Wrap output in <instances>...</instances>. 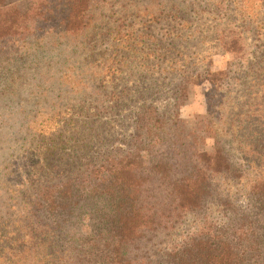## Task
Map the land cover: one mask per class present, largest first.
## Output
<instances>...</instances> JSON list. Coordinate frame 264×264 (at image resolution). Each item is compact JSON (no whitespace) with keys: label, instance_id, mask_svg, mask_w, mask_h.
<instances>
[{"label":"trees","instance_id":"trees-1","mask_svg":"<svg viewBox=\"0 0 264 264\" xmlns=\"http://www.w3.org/2000/svg\"><path fill=\"white\" fill-rule=\"evenodd\" d=\"M257 1L264 4V0ZM48 14L49 10L38 0H0V44L19 41L25 45L24 51L29 53L33 49L38 54L43 47L37 44L43 43L46 36H38L42 31L39 27L47 22ZM170 15L169 20L177 19L175 14ZM76 16L79 18L80 14ZM81 18L80 28L75 31L87 27V21ZM71 20L64 21L65 28L70 27ZM246 20L245 17L233 24L242 31L262 25ZM235 32L229 30L227 34L231 35L221 39L224 51L236 56L244 46ZM144 49L130 46L113 51L105 61L112 60L116 66L108 68L103 62L104 73L120 76L122 69H127L132 74L135 67L148 71L149 60L156 58L158 52ZM133 63L136 66L131 68ZM204 73L214 93L224 88L230 94L227 86L232 85L227 71ZM192 77V83L202 79L200 75ZM11 82L9 79L0 92V109L1 96L11 90ZM80 82L89 91H81L80 98L107 99V106H101L97 116L103 113L119 117L124 103L116 90H111L112 96L108 97L105 86L93 90L86 81ZM186 89L185 85H178L172 104L164 109L142 101L130 115L129 132L120 138L102 127L107 123L98 119L89 122L85 114L88 122L80 124V146L75 149L70 143L74 138L58 133L61 129L63 133L70 132L65 120H48L33 130L32 124L26 118H16V113L9 118L0 114V143L7 141L10 133L19 132L23 124H27L25 131H30L22 141V147H27L28 163L17 167L11 154L0 174V202L5 207V212L0 209V263L264 264V109L243 115L244 109L236 105L227 108L225 116L222 109L208 107L206 117L199 122L214 139V148L200 152L196 134L178 115L180 98ZM81 101V109L87 112L86 102ZM241 117L249 119L242 144L237 140ZM19 120L22 124L18 128ZM119 121L118 127L122 123ZM234 150L241 154L238 159L243 165L234 158ZM244 172L251 178L246 184V204L240 206L230 198L228 187L229 183L240 181ZM17 211L23 215L10 221L9 217ZM186 216L198 221L197 230L177 244L169 242L168 251L160 255L161 263L156 262L153 239L173 230ZM24 217L33 224L25 223ZM34 225L63 237L67 252L58 261L60 253L54 252L52 244L36 237L35 232L39 231H35ZM27 258L29 262L23 261Z\"/></svg>","mask_w":264,"mask_h":264},{"label":"rangeland","instance_id":"rangeland-1","mask_svg":"<svg viewBox=\"0 0 264 264\" xmlns=\"http://www.w3.org/2000/svg\"><path fill=\"white\" fill-rule=\"evenodd\" d=\"M38 1L49 10L48 20L39 27L42 31L38 32L41 38L46 35L44 42L37 44L43 49L35 54L31 51L33 49L29 53L24 51L25 45L19 41L0 44V92L9 83V79L13 84L11 90L1 96L3 108L0 114L3 116L9 118L16 113V118H26L33 130L41 128L48 120H65V123L69 122L70 132L63 133L61 129L58 133L61 132L64 138H74L70 143L75 149L80 146V124L87 121L86 115L89 122L98 119L107 123L102 127L120 138L129 132L130 115L142 101L164 109L172 104L174 89L183 84L187 89L180 98L179 118L196 134L197 149L200 152H211L214 139L205 133L202 122H199L206 117L208 107L222 109L225 116L227 108L236 105L244 109L243 115L245 112L252 114L264 109V4L257 0H79L75 3L52 0V4L51 0ZM241 13L247 18L246 21L262 25L245 31L238 30L233 23L243 18L245 20ZM77 14H80L79 18ZM170 14H175L177 19L169 20ZM81 16L87 21L86 31H75L80 28ZM69 19H72L70 27L65 28L64 21ZM229 30L236 31L235 34L242 38L244 49L240 47V53L236 56L224 51L222 45L221 37L230 36L227 34ZM84 44L88 47H84ZM130 46L144 49V52H158L156 58L149 60V70L143 68L139 71V67L133 63L130 65L131 68L135 67L132 74L122 69L124 73L120 76H106L102 63L105 62L108 68L116 66L112 60L105 61L106 58L113 51ZM43 50L45 54H41ZM102 54L105 55L100 59ZM20 56L23 60L16 58ZM224 70L230 77L228 82L232 86H227L231 90L230 94H226L224 88L214 93L206 77H203L207 76L204 72L212 74ZM196 75L202 76V79L192 83V76ZM80 79L86 81L93 90L105 86L104 93L108 97L112 96L109 95L111 90H116L120 101L124 103L119 117L103 113L97 116L99 108L107 106V99L103 96L80 98L81 91L89 93ZM70 90L73 93H69ZM81 100L86 102L87 112L81 109L84 106ZM120 119L122 123L118 127ZM20 120L18 128L22 124ZM248 120L241 117L239 121L242 126L237 140L241 144L245 140L243 135L246 136V130H249V127H245ZM222 121H225L224 117ZM22 126L19 132L9 134L11 139L8 137L7 141L0 143V162H6L0 163V174L6 169L11 154L12 161L19 168L29 161L27 147H22V141L30 131H25L27 124ZM220 127L225 129L223 124ZM102 132H105L104 129ZM1 135L4 138L5 131ZM226 141H229L228 138ZM234 153V158L240 166L243 165L238 159L241 154L238 155L235 150ZM7 172H11V167ZM249 177L244 172L240 181L229 183L228 194L237 205L246 204L245 192ZM13 181L14 178L10 183ZM0 209L5 212L2 202ZM22 215V212L17 211L9 220L13 221ZM23 220L33 224L29 218L24 217ZM33 227L39 231L35 232L37 238H43L46 243L52 244L54 252L60 253L56 257L57 261L61 255L64 256L62 253L67 252V245L58 232L42 230L36 225ZM197 228L198 221L192 216H186L173 230H167L165 235L160 233L158 238L153 239L156 244V262L161 263L160 255L168 251L169 242L177 244ZM23 261L29 262V258ZM55 264L60 262L55 261Z\"/></svg>","mask_w":264,"mask_h":264}]
</instances>
